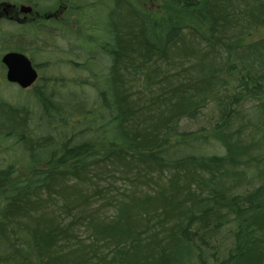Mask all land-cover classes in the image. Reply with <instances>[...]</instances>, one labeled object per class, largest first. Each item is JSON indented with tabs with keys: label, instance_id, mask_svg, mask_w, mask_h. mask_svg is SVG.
<instances>
[{
	"label": "trees",
	"instance_id": "16d2710c",
	"mask_svg": "<svg viewBox=\"0 0 264 264\" xmlns=\"http://www.w3.org/2000/svg\"><path fill=\"white\" fill-rule=\"evenodd\" d=\"M65 5L0 45V264H264V0Z\"/></svg>",
	"mask_w": 264,
	"mask_h": 264
},
{
	"label": "flooded vegetation",
	"instance_id": "af4514ba",
	"mask_svg": "<svg viewBox=\"0 0 264 264\" xmlns=\"http://www.w3.org/2000/svg\"><path fill=\"white\" fill-rule=\"evenodd\" d=\"M40 3L42 4L41 10L29 9L25 13V16L17 12V10L13 12V9H11V5L9 3H4L2 4L3 6L0 4V19H5V20L8 19L9 23L15 22L18 24L32 22L34 25L38 19L40 20L45 19V18L46 20L55 19V21H58L59 19L60 20L63 19L64 9L66 10V8L63 6V0H40ZM34 5L37 6V4H34ZM55 5H57V7L54 8ZM43 11H45L44 14H43ZM36 24H39V23H36ZM14 35H15L14 33L8 34L6 37V40L9 41L13 39ZM0 67H3L1 63H0Z\"/></svg>",
	"mask_w": 264,
	"mask_h": 264
},
{
	"label": "water",
	"instance_id": "95a60500",
	"mask_svg": "<svg viewBox=\"0 0 264 264\" xmlns=\"http://www.w3.org/2000/svg\"><path fill=\"white\" fill-rule=\"evenodd\" d=\"M2 61L7 66V79L19 84L22 88L30 87L38 79L39 73L31 59L20 52L6 53Z\"/></svg>",
	"mask_w": 264,
	"mask_h": 264
},
{
	"label": "rangeland",
	"instance_id": "374dc122",
	"mask_svg": "<svg viewBox=\"0 0 264 264\" xmlns=\"http://www.w3.org/2000/svg\"><path fill=\"white\" fill-rule=\"evenodd\" d=\"M20 3H23V2H20ZM18 3V4H20ZM65 3H67V0H63V6L66 8V5ZM1 4V2H0ZM57 7V5L54 6V8ZM53 8V9H54ZM64 12H65V9H64ZM65 17L63 16V19ZM5 21L4 19H0V27H3L4 28V32H7L11 26V24H8L7 22H3ZM1 56V55H0ZM0 63H1V60H0ZM5 94H7L12 100H21L24 98V95L25 93L22 91V89L18 86V85H15V84H9L6 89L4 90Z\"/></svg>",
	"mask_w": 264,
	"mask_h": 264
}]
</instances>
